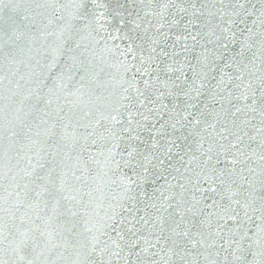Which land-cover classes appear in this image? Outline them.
Listing matches in <instances>:
<instances>
[{
  "label": "snow or ice",
  "instance_id": "6c2138e0",
  "mask_svg": "<svg viewBox=\"0 0 264 264\" xmlns=\"http://www.w3.org/2000/svg\"><path fill=\"white\" fill-rule=\"evenodd\" d=\"M0 264H264V0H0Z\"/></svg>",
  "mask_w": 264,
  "mask_h": 264
}]
</instances>
